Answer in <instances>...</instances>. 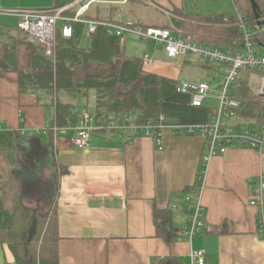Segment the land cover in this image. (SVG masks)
Returning a JSON list of instances; mask_svg holds the SVG:
<instances>
[{
    "label": "crops",
    "instance_id": "crops-1",
    "mask_svg": "<svg viewBox=\"0 0 264 264\" xmlns=\"http://www.w3.org/2000/svg\"><path fill=\"white\" fill-rule=\"evenodd\" d=\"M73 1L0 0V34L11 38L8 42H0L17 48L21 54L27 49L25 57L29 58L30 54L36 62L34 49L18 47V44L31 42L18 30V18L7 11L57 9ZM199 3V0H128L125 5L99 4L87 17L99 21L107 18L106 21L113 24L131 21L144 30L150 26L173 25L168 29L182 33L174 23V20L184 21L177 12L217 15L202 13ZM131 9H135L134 13H129ZM74 13L72 9L67 12L68 15ZM169 15L175 17L168 19L170 22L166 20ZM219 16L226 17L225 14ZM84 31L91 40V47L100 31L123 39L122 53L118 57L129 58L125 55L128 35L120 38L104 27H99L94 36H88L84 24H75L72 38L58 36V44H72L76 49L86 51L90 61L96 64L109 65L117 60L114 57L108 63L104 59L101 62L105 63L96 62L90 57L91 47L80 49L78 43ZM148 43L155 46V51L145 53L144 57L151 55L154 63L149 67L144 64V57L141 59L144 89L147 87L146 75H156L159 70L169 67H176L179 73L177 80L171 79L175 89L182 82L191 85L201 82L180 81L184 65L189 64L188 58L171 60L162 47L151 41ZM209 72L214 73V70ZM19 80V74L13 70L0 71V150L5 152L9 167H15L17 162L16 156L15 164L10 165L7 154L16 150L17 133L40 134L48 140L56 112L54 106L48 105L50 100L46 94L21 91ZM221 82L222 77L213 84L217 86L216 92L220 90ZM144 89L143 104L153 114L149 124L155 132L160 131L161 146L157 144L156 134L152 137L140 135L131 140L132 132L126 130L93 132L88 147L76 148L71 140L76 136L82 116L76 112V125L66 128L65 134L52 131L59 163L68 170L61 179L58 203L60 264H152L155 259L165 257H177L184 264H195L191 258L195 251L205 253V264H264V234L261 233L264 208L259 210L250 206L264 172L261 154L251 149L234 148L213 158L205 187L200 191L197 182L205 140L197 135H177L174 130L208 122L219 106L217 93L205 101L203 107L195 108L191 105L193 94L180 93L176 89L185 99L164 107H147ZM198 201L205 208V225L191 240L182 238L180 234L193 217V206ZM157 211L170 214L176 233L171 242L158 236ZM12 263L11 251L0 243V264Z\"/></svg>",
    "mask_w": 264,
    "mask_h": 264
},
{
    "label": "trees",
    "instance_id": "trees-1",
    "mask_svg": "<svg viewBox=\"0 0 264 264\" xmlns=\"http://www.w3.org/2000/svg\"><path fill=\"white\" fill-rule=\"evenodd\" d=\"M235 3L238 5L239 1ZM131 10L129 13H134L135 9ZM237 10L254 16L252 5L245 4ZM176 15L185 19L182 22L174 20L176 27L183 36L198 44L233 47L239 41L238 29L224 25V16L185 15L181 12ZM100 19L103 22L107 20ZM161 28L168 29L170 25ZM18 47L28 48L29 51L34 49L36 62L30 54L29 58L25 57L27 49L21 54L17 48L0 42V71L17 72L21 91L46 94L47 100H50L48 105L56 109L53 125L58 128L75 126L78 119L72 113L73 105L64 101L65 97L77 99L83 95L81 97L88 100L89 91L96 94L98 113L94 116L97 125L107 127L114 119L130 112L136 115L134 125L141 127L149 124L153 114L143 104V74L127 85L117 82L124 55L109 65H101L91 62L86 51L78 50L72 44H58L54 62L45 56L42 46L34 47L26 42L18 44ZM82 55L86 56L84 60ZM207 67L218 71L216 67ZM235 92V97L243 103L240 113L247 118L257 116L260 121L264 104L254 94L250 72L242 73ZM50 131L48 140L40 134L28 136L17 133L15 167L7 165L5 152L0 150V243L11 251L12 264H60L58 203L61 179L68 170L59 163L52 129ZM155 216L158 236L167 242L173 241L176 233L170 214L157 211ZM152 264L184 263L177 257H165L155 259Z\"/></svg>",
    "mask_w": 264,
    "mask_h": 264
},
{
    "label": "built area",
    "instance_id": "built-area-1",
    "mask_svg": "<svg viewBox=\"0 0 264 264\" xmlns=\"http://www.w3.org/2000/svg\"><path fill=\"white\" fill-rule=\"evenodd\" d=\"M148 2V0H145ZM238 0H235L237 2ZM128 0H75L68 6L47 10H11L8 14L18 18L17 28L25 33L32 44L40 45L45 49V56L53 61L57 57L58 36L71 39L75 24H84L88 36H94L99 27H104L117 37L124 38L128 34H135L146 41H151L164 49L166 56L171 59L194 57L198 63L218 68L222 77L220 90L208 82L191 85L182 82L178 85V92L192 93L191 105L201 108L205 101L217 93L219 106L210 120L205 124L176 129L177 135H197L205 140V150L198 173V188L203 191L206 184L207 171L213 158L223 156L234 148L251 149L261 154L264 163V111L257 116L247 118L243 116V103L235 97V88L239 83L242 73L250 72V84L255 96L264 104V16L261 8L254 11V16L237 12L223 19L224 25L236 27L240 33L239 41L233 47H213L194 42L189 37L183 36L180 31H172L161 27L142 29L134 26L131 21L124 24L103 22L89 19L87 16L91 9L99 4H122ZM75 10L73 15L67 12ZM144 64L152 66L154 60L151 55H145ZM96 117L85 113L80 118V125L76 128V136L71 143L76 148L83 149L89 146L92 132L129 130L134 135L152 137L157 135V144L161 146V133L155 132L151 124L143 127L134 126V113H124L114 119L107 127L96 124ZM1 128V126H0ZM54 134L66 133L68 129L51 128ZM131 136V137H132ZM130 137V138H131ZM254 197L250 206L259 210L264 208V172L260 175ZM194 214L188 226L180 236L191 240L197 236L205 225L203 216L205 208L198 201L193 206ZM261 233L264 234V221ZM195 264H205V253L195 251L191 255Z\"/></svg>",
    "mask_w": 264,
    "mask_h": 264
},
{
    "label": "rangeland",
    "instance_id": "rangeland-1",
    "mask_svg": "<svg viewBox=\"0 0 264 264\" xmlns=\"http://www.w3.org/2000/svg\"><path fill=\"white\" fill-rule=\"evenodd\" d=\"M146 2L145 0H143ZM196 1V0H195ZM239 4L237 5L235 3V0H199L200 11L206 12V13H214L219 15L227 14H235L238 8H243L245 4L252 5L251 0H238ZM261 3V11L262 16H264V0ZM162 19V15H159ZM158 16V17H159ZM159 17V18H160ZM168 17V18H167ZM166 17V20L168 19L172 20V18H175L172 15H169ZM170 20L168 22H170ZM185 20V19H184ZM171 28L173 25H170ZM77 28V27H76ZM82 37L80 38V42L78 43V47L80 49L86 48L90 49L91 47V40L87 38V33L84 31L82 33ZM9 35H3L0 34V41L3 40V42H8L10 40ZM123 39H116L115 36H111L109 34H104L101 31L98 33L95 42L93 46L91 47L90 51V57L95 59L94 61L101 62L103 59L108 62H110L114 57L117 59L119 58L118 55L122 53L121 48ZM127 41V50L125 52V55L129 58L123 59L121 62V72L118 76V83L119 84H127L131 81L135 80L141 73V59L144 57V54L154 53L155 46L151 43H148L141 40L137 35L135 34H128L126 37ZM103 56V58H102ZM161 56L158 54V57ZM84 60L86 57L85 55L81 56ZM115 58V59H116ZM189 64L184 65V69L182 70V73L180 75V81H190L193 83L198 82H208L210 84H214L218 81H220L221 77L220 75H217L218 71H214V73L209 72V67L206 65H202L198 63V61L194 57L188 58ZM54 62H56L54 60ZM206 66V67H204ZM178 71L176 67H169L164 68L158 71V73L155 74H148L146 75V83L147 87L144 89V95L146 99V105L147 107H164L167 104L182 101V99H185L184 97H181V95H178L175 89L174 81H171V79L178 78ZM89 99L86 100L84 97H81L83 95H80V97H77V99H74L72 97H65L64 101L72 104L73 109L72 113H80L79 115H83L85 113H89L90 115H96L97 107L96 105V94L94 91H89ZM79 96V95H78ZM162 101V102H161ZM211 104V103H209ZM215 105H217V102H214ZM207 105V104H206ZM75 114V113H74ZM116 132V131H115ZM114 132V133H115ZM93 133V132H92ZM90 133V134H92ZM132 134V133H131ZM8 155H10V160L8 161L10 165H14L16 161V155L13 150H10L7 152Z\"/></svg>",
    "mask_w": 264,
    "mask_h": 264
},
{
    "label": "flooded vegetation",
    "instance_id": "flooded-vegetation-1",
    "mask_svg": "<svg viewBox=\"0 0 264 264\" xmlns=\"http://www.w3.org/2000/svg\"><path fill=\"white\" fill-rule=\"evenodd\" d=\"M252 1V0H251ZM254 2L256 3L257 7H256V10L262 8L261 7V3L263 2L262 0H254Z\"/></svg>",
    "mask_w": 264,
    "mask_h": 264
},
{
    "label": "water",
    "instance_id": "water-1",
    "mask_svg": "<svg viewBox=\"0 0 264 264\" xmlns=\"http://www.w3.org/2000/svg\"><path fill=\"white\" fill-rule=\"evenodd\" d=\"M252 6H253V9L256 10L257 5H256V3L254 2V0H252Z\"/></svg>",
    "mask_w": 264,
    "mask_h": 264
}]
</instances>
